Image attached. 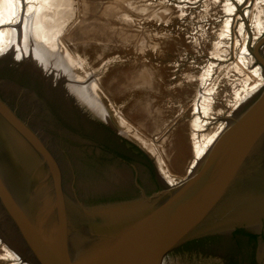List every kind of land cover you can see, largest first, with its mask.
Returning a JSON list of instances; mask_svg holds the SVG:
<instances>
[{
	"label": "rangeland",
	"instance_id": "1",
	"mask_svg": "<svg viewBox=\"0 0 264 264\" xmlns=\"http://www.w3.org/2000/svg\"><path fill=\"white\" fill-rule=\"evenodd\" d=\"M34 2L63 16L56 53L76 62V76L91 78L90 98L109 121L89 111L86 102L76 105V97L66 102L47 93L44 80L16 71L19 59L0 57V92L61 158L74 200L90 205L92 196L136 192L131 183L151 191L167 186L168 176L183 180L197 155L239 114L231 116L240 103L232 109L226 101L251 82L246 75L238 81L245 61L235 57L237 64L226 76L220 70L234 57L235 46L249 54V46L264 39V28L257 35L264 0ZM9 21L6 29L15 25ZM36 23L32 19L30 25ZM29 37L36 44L32 29ZM42 46H37L40 53ZM258 53L264 57V44ZM210 65L215 78L203 87ZM119 154L132 155L134 180L130 166L114 159ZM5 238L0 234V264H23L5 257L4 248L12 251ZM231 251L223 237H214L171 252L165 264H226Z\"/></svg>",
	"mask_w": 264,
	"mask_h": 264
},
{
	"label": "water",
	"instance_id": "2",
	"mask_svg": "<svg viewBox=\"0 0 264 264\" xmlns=\"http://www.w3.org/2000/svg\"><path fill=\"white\" fill-rule=\"evenodd\" d=\"M262 42L249 54L235 46L224 65L221 76L243 59L238 81L251 80L227 99L232 109L264 74ZM167 183L116 202L74 200L61 158L0 96V206L37 264H165L186 242L264 217V85L188 176Z\"/></svg>",
	"mask_w": 264,
	"mask_h": 264
},
{
	"label": "bare ground",
	"instance_id": "3",
	"mask_svg": "<svg viewBox=\"0 0 264 264\" xmlns=\"http://www.w3.org/2000/svg\"><path fill=\"white\" fill-rule=\"evenodd\" d=\"M26 3H29L28 6L25 5ZM40 9L41 7L38 8V4H35L34 0H0V57H6L10 59V61L19 59L21 62H17L15 65H18L20 71H30L34 77L44 80L46 85H43V87L47 93L56 92L58 96L63 98L66 102L70 101L71 97H76V105H83V103L86 102L85 105L88 106L89 111L96 113L104 119L105 122H108L107 115L99 112L98 106L93 104L90 98L89 91L94 88L90 83L91 78L88 76L84 78L76 76L74 71H72L76 62L61 53L60 56L56 53L59 51L55 41L59 34L56 32L64 22L63 16H54L55 14L49 13L47 9L46 11ZM229 9L232 11L233 7L229 6ZM32 19H36L37 23L35 27L30 25ZM5 20H10L9 22L15 21V25L9 24V26H7L9 29H6L5 23L7 22ZM263 24L264 22L258 23L257 35H259L262 28H264ZM102 28L103 26L101 29ZM30 29L33 30L34 34V37H32L34 40L33 43H36L33 45L29 37ZM43 31H46V33H43ZM78 31L81 32V36L84 35V30L82 28H79ZM247 38L248 37L245 36V39ZM40 41L43 42L41 43ZM40 44L43 45L42 47L45 52L43 50L41 53L38 51L37 46ZM47 49L49 51H47ZM1 51H3V53ZM210 69L211 65L208 67L207 73L205 74L206 77L204 78L203 87L208 84L207 81L210 82L215 78L212 76L213 74H210ZM223 69L224 65L220 72ZM255 77H260L257 80L258 82L252 87L251 92L243 99L231 116H234L237 111H240L249 104L264 85V74L262 71H256V73L250 76V78ZM57 99L59 100L58 97ZM205 114H208V112ZM206 152L207 149L204 150L202 154L197 155L191 169L197 166ZM163 172L164 171H160L161 178H165ZM168 180L174 183V180H172L170 176H168ZM262 188H264V186ZM0 234H2L4 238L5 236L7 237L5 239L12 249V251H10L4 248L5 257L14 260L17 259L22 261L23 264H37L33 256L29 254L27 246L22 238L18 236L13 222L7 216L2 206H0Z\"/></svg>",
	"mask_w": 264,
	"mask_h": 264
},
{
	"label": "flooded vegetation",
	"instance_id": "4",
	"mask_svg": "<svg viewBox=\"0 0 264 264\" xmlns=\"http://www.w3.org/2000/svg\"><path fill=\"white\" fill-rule=\"evenodd\" d=\"M16 71L24 73V71H20V68H19V70H16ZM0 96L5 100V98L2 96L1 92H0ZM109 126L111 128H113L111 123ZM129 146L132 149H134L136 152L138 151L140 153V155L143 156V154H142L143 152L138 150L135 146H133L131 144H129ZM135 151H134V153H135ZM114 159H118L123 164H125L126 166H130L132 180H134L135 177H137L136 170L134 168V165H136V162L134 161L131 154H119V155L114 156ZM130 185L134 188V191H136V192L122 193V194L116 192L115 194H108V195L95 196V197L92 196V197H90V202H91L90 205H97L99 203H103L102 201H105V200H106L105 201L106 203H109V202H116L119 200H124V199L135 197L136 195L139 194V189H136L135 186L133 185V183H131ZM142 190H144V189H142ZM145 192L148 193L150 191H145ZM100 197H102V198H100ZM86 204H88V203H86ZM245 228H246V230L249 229L250 232L240 234L238 236H234V234H235L234 230H236V226H234V228H232L229 231L222 232V233L209 234V235H206L202 238H198L196 240H200V239L201 240H210V239L212 240V238H214V237H216L218 239L223 237V243H225L226 246L230 247V250H233V251H231L232 256L229 258V262H227L226 264H232L233 262H237V264H242V262H240V261H243L244 264H264V217H261L260 221L256 225H248L247 224V225H245ZM189 242H195V240L189 241ZM186 243H188V242H186ZM186 243H184V244H186ZM183 245H181V246H183ZM181 246H179V247H181ZM221 251H223V250H221Z\"/></svg>",
	"mask_w": 264,
	"mask_h": 264
},
{
	"label": "trees",
	"instance_id": "5",
	"mask_svg": "<svg viewBox=\"0 0 264 264\" xmlns=\"http://www.w3.org/2000/svg\"><path fill=\"white\" fill-rule=\"evenodd\" d=\"M249 232H250V230L249 229L246 230L245 225H237L236 226V230H234V233H235L234 236H238L240 234L249 233ZM198 241H201V239L200 240H195V242H198ZM190 243H192V242H188V243L184 244L183 246L175 249L174 252H176L178 250H181L182 248H184L186 245H188ZM232 264H237V262H233Z\"/></svg>",
	"mask_w": 264,
	"mask_h": 264
}]
</instances>
